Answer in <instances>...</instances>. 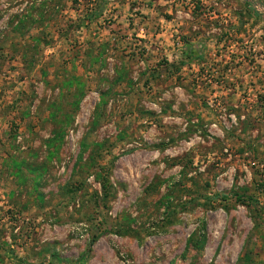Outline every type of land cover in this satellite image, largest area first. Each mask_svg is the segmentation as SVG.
Instances as JSON below:
<instances>
[{
  "label": "rangeland",
  "instance_id": "374dc122",
  "mask_svg": "<svg viewBox=\"0 0 264 264\" xmlns=\"http://www.w3.org/2000/svg\"><path fill=\"white\" fill-rule=\"evenodd\" d=\"M0 264H264V0H0Z\"/></svg>",
  "mask_w": 264,
  "mask_h": 264
},
{
  "label": "trees",
  "instance_id": "16d2710c",
  "mask_svg": "<svg viewBox=\"0 0 264 264\" xmlns=\"http://www.w3.org/2000/svg\"><path fill=\"white\" fill-rule=\"evenodd\" d=\"M249 2H250V0H249ZM102 188H103L104 190H106V188H107V185H106V181H105V180L102 182ZM223 197H225V196H223ZM188 242L192 243L193 246H196L198 240H197V239L195 240V238L192 236V237H190V238L188 239Z\"/></svg>",
  "mask_w": 264,
  "mask_h": 264
},
{
  "label": "crops",
  "instance_id": "0c3cea01",
  "mask_svg": "<svg viewBox=\"0 0 264 264\" xmlns=\"http://www.w3.org/2000/svg\"><path fill=\"white\" fill-rule=\"evenodd\" d=\"M125 7H126V5H125ZM128 8H131V6H130V7H128ZM141 33H142V30H141ZM141 33H139V34L143 36V33H142V34H141ZM139 34H137V35H139Z\"/></svg>",
  "mask_w": 264,
  "mask_h": 264
}]
</instances>
